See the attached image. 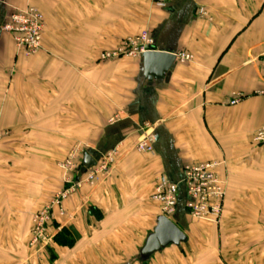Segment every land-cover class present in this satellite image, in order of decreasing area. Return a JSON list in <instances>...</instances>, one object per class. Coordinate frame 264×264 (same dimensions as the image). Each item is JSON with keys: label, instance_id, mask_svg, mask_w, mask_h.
Returning <instances> with one entry per match:
<instances>
[{"label": "crops", "instance_id": "obj_1", "mask_svg": "<svg viewBox=\"0 0 264 264\" xmlns=\"http://www.w3.org/2000/svg\"><path fill=\"white\" fill-rule=\"evenodd\" d=\"M29 5L45 28L42 49L26 56L2 26ZM145 30L155 49L194 59H176L161 80L145 77L142 56L99 59ZM263 57L264 0H172L167 8L153 0H0V126L8 132L0 191L14 188V204L46 205L63 188L59 162L69 150L84 148L83 175L117 148L110 173L70 195L57 216L54 235L70 226L78 233L72 247L51 242L62 263L264 264V143L254 141L264 125ZM144 123L155 134L152 152L135 149ZM86 153L95 160L89 167ZM206 161L219 162L227 183L219 222L190 216L180 184L172 220L187 239L144 259L162 215L151 197L159 177L181 182L186 164ZM33 172L42 179L35 189Z\"/></svg>", "mask_w": 264, "mask_h": 264}, {"label": "built area", "instance_id": "obj_2", "mask_svg": "<svg viewBox=\"0 0 264 264\" xmlns=\"http://www.w3.org/2000/svg\"><path fill=\"white\" fill-rule=\"evenodd\" d=\"M172 0H153L154 4L161 8H167ZM45 23L44 15L39 8L29 5L24 9L14 10L3 23L2 29L13 36L18 50L26 56L38 53L42 47V37ZM155 42L150 32L145 30L141 34L129 37L122 44L113 49H107L100 53L101 61H110L123 56L139 57L148 50L155 49ZM181 62L194 59L193 54L182 51L176 53ZM264 62V57H263ZM264 94V90L261 91ZM242 98L237 94L231 103H237ZM1 117V116H0ZM152 124L144 123L141 127V138L135 144L139 152H152L155 142V134L151 130ZM8 134L0 126L1 136ZM254 141L264 143V125L257 130ZM84 148L76 145L67 153L65 159L59 163L64 170L63 182L65 187L57 191L52 200L34 216L33 239L42 246L50 245L53 240V232L49 233V225L53 226L57 216L65 215L64 202L70 195L79 191L84 184L94 185L101 177L108 175L116 163L119 151L117 148L102 155L101 160L79 175L81 166L80 155ZM219 162L206 161L186 164L183 168L181 182H173L166 176L159 177L152 199L160 204L162 215L172 219L179 203L180 184L184 185L187 195L185 203L186 211L197 220L217 223L223 211L226 198V180L222 178L217 168Z\"/></svg>", "mask_w": 264, "mask_h": 264}, {"label": "rangeland", "instance_id": "obj_3", "mask_svg": "<svg viewBox=\"0 0 264 264\" xmlns=\"http://www.w3.org/2000/svg\"><path fill=\"white\" fill-rule=\"evenodd\" d=\"M64 176L65 172L62 170V178H64ZM41 181L42 179L33 172L32 187H34V189L36 187L39 188L38 186L39 183H42ZM59 184L58 182L57 185ZM63 187H65L64 184ZM9 190L13 192L15 189L2 188L0 191V264H64L59 260L61 257L53 243L42 246L38 242H34L33 239V229L35 226L34 216L46 205H39L35 202L29 206L14 204L8 197ZM34 193L35 192L32 191V194ZM56 193L57 192L49 198V202ZM56 227L55 224L53 226L49 225V233L53 232L54 234L53 228ZM67 228L70 230L73 237L78 235L77 230L72 232L71 226ZM67 260L72 261L73 259L69 258Z\"/></svg>", "mask_w": 264, "mask_h": 264}, {"label": "water", "instance_id": "obj_4", "mask_svg": "<svg viewBox=\"0 0 264 264\" xmlns=\"http://www.w3.org/2000/svg\"><path fill=\"white\" fill-rule=\"evenodd\" d=\"M176 59V53L170 51L152 49L144 52L142 60L145 77L149 80L164 79ZM94 163L93 157L86 153L84 165L89 167ZM186 239L185 232L172 219L161 215L157 220V226L154 231L148 236L144 246L141 248V256L144 259H149L152 254L162 248L170 244L179 245L181 242L186 241Z\"/></svg>", "mask_w": 264, "mask_h": 264}, {"label": "trees", "instance_id": "obj_5", "mask_svg": "<svg viewBox=\"0 0 264 264\" xmlns=\"http://www.w3.org/2000/svg\"><path fill=\"white\" fill-rule=\"evenodd\" d=\"M77 241V236H72L69 229L66 227L58 232L54 237L52 242L60 246L72 247Z\"/></svg>", "mask_w": 264, "mask_h": 264}]
</instances>
